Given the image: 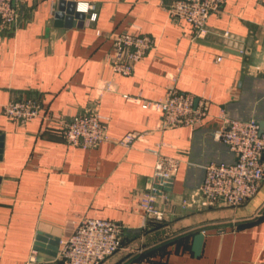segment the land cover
<instances>
[{
	"label": "crops",
	"instance_id": "0c3cea01",
	"mask_svg": "<svg viewBox=\"0 0 264 264\" xmlns=\"http://www.w3.org/2000/svg\"><path fill=\"white\" fill-rule=\"evenodd\" d=\"M60 1L27 0L21 23L0 30V264L54 257L82 217L124 229L122 247L101 264H264V180L237 206L180 203L200 185L206 163L234 160L211 135L223 115L264 121V0H224L202 37L169 15L168 0H89L95 10L69 26L54 24ZM68 1L76 4L64 0L65 9ZM121 32L153 41L129 75L105 62L112 35ZM107 81L112 89L101 92ZM171 87L210 96L200 124L158 128L160 112L141 100L160 99ZM26 97L38 99L39 117L21 124L3 114L5 103ZM86 108L107 117L108 139L95 147L67 144L61 127L46 120ZM132 131L145 135L117 142ZM157 147L180 160L164 188L170 200L159 203L162 220L139 206L152 184L149 149Z\"/></svg>",
	"mask_w": 264,
	"mask_h": 264
},
{
	"label": "built area",
	"instance_id": "2783aa9c",
	"mask_svg": "<svg viewBox=\"0 0 264 264\" xmlns=\"http://www.w3.org/2000/svg\"><path fill=\"white\" fill-rule=\"evenodd\" d=\"M27 0H0V30L17 27L21 23V7ZM224 0H168L167 11L173 19L188 22L197 37H202L206 22L215 11H219ZM94 7L88 12L95 10ZM99 34V31H97ZM225 35L228 32L224 33ZM111 50L105 62L114 73L129 75L136 64L153 47L150 37L121 32L113 34ZM218 57L217 60H220ZM264 73V63L260 66ZM112 89L110 82L104 83L102 91ZM210 96L194 95L169 88L166 96L157 100L142 99L143 107L157 110L161 114L159 129L200 124L208 114ZM40 103L37 98L26 97L11 100L2 106V112L10 120L26 123L39 117ZM46 120L61 128L64 141L73 146L91 148L108 139L107 117L95 109L86 108L69 117L49 115ZM255 117L240 119L222 116V125L212 132V139L226 145L234 155L231 162L210 161L204 165L200 185L186 193L180 200L185 208L202 209L217 205L237 206L253 197L264 180V128L259 130ZM145 133L132 131L117 142L129 145L143 138ZM159 146V145H158ZM156 156L152 184L140 196L139 206L144 214L156 220L164 218L160 201L167 203L169 193L166 185L178 171L180 160L163 155L158 147L149 149ZM124 229L121 224L102 218L82 217L67 238L62 239L57 253L49 259L31 256L20 264H101L107 257L122 247Z\"/></svg>",
	"mask_w": 264,
	"mask_h": 264
},
{
	"label": "water",
	"instance_id": "95a60500",
	"mask_svg": "<svg viewBox=\"0 0 264 264\" xmlns=\"http://www.w3.org/2000/svg\"><path fill=\"white\" fill-rule=\"evenodd\" d=\"M63 3L64 0L60 1V5L58 10L55 12L54 17H55V21L54 24L55 25H62L65 24L66 26H69V24L71 22H73V18H82V13H79L76 11V4L73 1H68L65 5H66V9L63 7ZM65 9L66 14L64 15L62 13V10ZM64 22V23H63ZM81 24V21L80 23ZM218 48H221L220 46H217ZM259 127H260V131L263 130L264 128V121H260L259 122ZM202 243H203V234L201 232H198L194 235L193 237V243H192V251L195 255H198L201 251V247H202Z\"/></svg>",
	"mask_w": 264,
	"mask_h": 264
},
{
	"label": "clouds",
	"instance_id": "9594fccd",
	"mask_svg": "<svg viewBox=\"0 0 264 264\" xmlns=\"http://www.w3.org/2000/svg\"><path fill=\"white\" fill-rule=\"evenodd\" d=\"M93 7L94 5L89 0H76V11L79 13L87 14ZM95 18V14L90 17L92 20H95Z\"/></svg>",
	"mask_w": 264,
	"mask_h": 264
}]
</instances>
